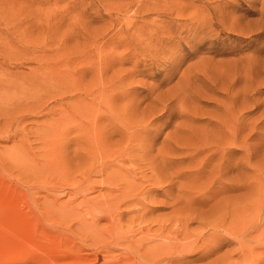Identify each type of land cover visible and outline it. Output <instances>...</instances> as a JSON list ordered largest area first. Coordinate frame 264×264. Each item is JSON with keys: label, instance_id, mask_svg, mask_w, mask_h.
Segmentation results:
<instances>
[{"label": "rangeland", "instance_id": "1", "mask_svg": "<svg viewBox=\"0 0 264 264\" xmlns=\"http://www.w3.org/2000/svg\"><path fill=\"white\" fill-rule=\"evenodd\" d=\"M1 12L13 19L0 25V264H264V0H0ZM95 129L108 149L133 146L114 171L137 186L153 187L145 159L189 172L197 204L181 208L198 213L180 251L156 237L178 228L180 204L148 192L155 211L137 218L127 202L113 221L103 175L83 182ZM244 171L249 224H206L240 213L225 198L247 191H228Z\"/></svg>", "mask_w": 264, "mask_h": 264}, {"label": "bare ground", "instance_id": "2", "mask_svg": "<svg viewBox=\"0 0 264 264\" xmlns=\"http://www.w3.org/2000/svg\"><path fill=\"white\" fill-rule=\"evenodd\" d=\"M12 19H13V16L10 15V14H7L5 12H1L0 13V25L1 24H4L6 25V27H8V25L12 24ZM14 34V33H13ZM16 34V33H15ZM14 36V35H13ZM6 38V37H5ZM1 42V41H0ZM39 47V46H38ZM52 49V47L50 48ZM54 49V48H53ZM26 51H28V49H26ZM54 55L52 54V57H49V59H53ZM36 60H38V63L40 64H44V68L48 69H53L54 65L53 63H48L49 66H47V64H45L43 61L42 58H36ZM52 66V67H51ZM51 81H53L52 78L50 77H47L45 80L42 79L39 83L41 84H51ZM126 110V109H125ZM122 113V112H121ZM124 115V114H123ZM89 116V115H87ZM122 116V115H121ZM146 118V117H145ZM128 119V118H127ZM133 119V118H132ZM134 120V119H133ZM124 121V120H123ZM131 121V120H130ZM132 122V121H131ZM126 123V121L124 122ZM145 123V122H144ZM128 125V123H126ZM133 124V123H132ZM131 126V125H130ZM132 127V126H131ZM187 128V127H186ZM235 130V129H234ZM233 130V132H234ZM188 132V131H187ZM128 133V131H127ZM133 133V132H132ZM193 133V132H192ZM196 133V132H195ZM197 134V133H196ZM200 134V133H199ZM94 135L96 137V143L92 146H89V148L87 149L86 151V159L84 158L83 160H86V163H87V167L85 168L84 171H82V174H84V178L82 179L83 182H84V179L92 176V175H95V173H101V175H103V177L105 178L104 179V182L108 185L107 186V189L110 191V193L112 194L113 192L116 193L115 195H109V196H106L105 200H104V205H105V208L107 210H110V212H114L113 215H112V220L114 221V219L116 220H119L121 218V215H122V212L120 213V208H121V205L122 204H126L127 202H138L141 207H142V213L141 214H138V217L137 218H144L146 214H149L151 213L152 211H155L156 210V207H150L149 205H146L145 202L142 201V198L141 196L145 193H148V192H152V191H155L157 192L156 195H165L167 198H170L172 199L174 202L173 204H180V206H175L174 208V211H172L175 215V217L172 219L173 221L175 222H178L179 225H178V228L175 229L177 231H172L171 230V227H168V224H159V228L158 230L160 231L159 234H157L156 237L158 238H162V239H169L171 240L172 242H167V245H164V249H166L165 247H169L168 249L172 250L173 248H176L178 249V251H180L179 249L183 248L188 242L186 241L187 239H189V237L186 235L184 236V238H182L180 235L182 234H185L186 232V229L185 228H182L181 226H184L187 224V222H189V220L193 219L194 216H192L193 213L197 214L198 211H196L195 209H193V206L191 208V211H186L184 208H181V204H183V207L184 206H188V205H191V204H197L196 203V198H193V192L192 191H185V189H191L189 188V185L188 184H182L181 181L183 179H186L188 178L189 176V172L188 171H181V170H178L177 168H175L173 165H171V160H167L165 156L161 155L160 158L156 157L152 160H149L147 163H146V159L144 160L145 162L143 163L145 166H140L139 169H140V173L142 174L141 175V178L142 181H145V182H148V186H153V187H146L144 186L143 184H138L135 185L134 184V180H131L130 178L131 177H128V175L125 176V174H123L122 171L119 170V172H117L115 174V167H119L120 169H122V166L120 165L119 163V160H124L125 162L126 161H133V156L136 154L134 149H133V146L132 147H127L125 146L123 143H121L120 145L119 144H116L112 149H108L105 144L107 143V140H103V134L100 132V131H97L95 129L94 131ZM115 136V135H114ZM124 138V137H123ZM130 139V138H129ZM221 139V138H220ZM119 140V139H118ZM132 140V139H131ZM207 140V139H206ZM121 141V140H120ZM119 141V142H120ZM123 141V140H122ZM118 142V141H116ZM197 142V141H196ZM125 143V142H124ZM227 143V142H226ZM243 143H244V146L245 144L247 145V142H246V139L243 140ZM126 144V143H125ZM202 145V144H201ZM187 146H189L187 144ZM230 146V145H229ZM207 147V146H206ZM209 147V146H208ZM81 149V148H80ZM201 150V149H200ZM198 150V151H200ZM163 151V150H162ZM230 153H232V151H229ZM163 153V152H162ZM190 153V152H189ZM129 154V157L128 155ZM145 155H147V152H143V157H145ZM151 158V157H150ZM170 158V157H169ZM202 160V159H201ZM199 160V161H201ZM153 163H156L155 165H152ZM86 166V165H85ZM157 166V167H155ZM81 167V165H80ZM79 167V168H80ZM115 168V169H114ZM149 169L150 170V174L149 175L147 172H144L146 171V169ZM233 168V167H232ZM84 169V168H83ZM82 169V170H83ZM127 170V173H129L131 175V173H133L132 175H137V171L135 172L134 170ZM232 170V169H230ZM121 173V175L119 174ZM202 173H203V170H202ZM191 174V172H190ZM81 175V174H80ZM97 175V174H96ZM112 175V176H111ZM134 175V176H135ZM78 176V175H77ZM114 176V177H113ZM138 176V175H137ZM93 177V176H92ZM113 177V179H112ZM66 178V177H65ZM91 178V177H90ZM135 178V177H134ZM68 179V178H67ZM72 179V178H70ZM74 179V178H73ZM79 179H80V176H79ZM138 179V178H137ZM79 181V182H78ZM89 181V180H88ZM94 181V180H92ZM86 182V181H85ZM90 182V181H89ZM63 183H64V179H63ZM69 182H67L68 184ZM81 184L82 181L81 180H75V183L74 184ZM92 183V182H90ZM57 184H59L57 182ZM64 184H59V188H63ZM93 184V183H92ZM105 184V186H106ZM73 185V184H72ZM88 185V184H87ZM91 185V184H90ZM101 185H104L101 184ZM94 186V185H93ZM96 186V185H95ZM57 187V185H56ZM92 187V186H91ZM104 187V186H103ZM236 187V186H235ZM235 187H232L231 190H228L229 192H233V191H238L240 189H245L247 190L246 192L244 193H241L239 196L238 195H229L225 198V201L227 202H230L231 205H234V208L236 206V211L237 212H240L238 215H227L226 213L224 214L223 212L220 213V214H217V217L216 218H212L210 216V218H207L204 219L206 220V224H208L209 226H213V227H223L226 223H233V222H236L235 224H237L239 221L241 222L242 224V228L243 227H246L248 224H249V217H250V207H251V204H250V198L252 199V193H250V184L248 183V175H247V171L243 172L242 173V182L241 184L239 185L240 188L236 189L235 190ZM95 188V187H94ZM91 189V188H90ZM93 189V188H92ZM73 190V189H72ZM249 190V191H248ZM56 191V190H55ZM174 191H177V193L175 194ZM252 191V190H251ZM256 191V190H254ZM108 192V191H107ZM249 192L251 195H249ZM211 193V192H210ZM214 193V192H213ZM234 193V192H233ZM222 194V193H220ZM82 195V194H81ZM250 196V198H249ZM105 197V195L103 196ZM158 198V196H157ZM103 200V198H102ZM220 201V200H219ZM223 201V200H221ZM157 203L158 200L154 198V200H150V203ZM160 203H165L164 201H159ZM218 202V201H217ZM252 202V201H251ZM159 203V204H160ZM96 205V204H95ZM223 205V204H221ZM255 206V205H254ZM104 206H102L103 208ZM233 207V206H232ZM213 208V207H212ZM211 208V209H212ZM223 208V207H222ZM225 208V207H224ZM105 209V210H106ZM210 209V210H211ZM217 209V208H216ZM122 210V209H121ZM139 210V209H138ZM189 210V209H188ZM212 211V210H211ZM210 211V212H211ZM209 213V212H208ZM218 213V212H216ZM206 214V213H205ZM211 214V213H210ZM222 214H224L225 216H223L224 218L221 219V216ZM234 214V213H233ZM105 215V214H104ZM194 215V214H193ZM203 215V213H202ZM209 215V214H208ZM221 215V216H220ZM205 216V215H204ZM204 216H201L202 219L204 218ZM107 217V216H106ZM135 217V216H134ZM134 217L131 218V222L134 221ZM197 217L200 218V215H198ZM146 219V218H145ZM144 219V220H145ZM160 219V218H159ZM201 219V220H202ZM239 220V221H238ZM172 221V222H173ZM239 222V223H240ZM111 223V221H110ZM119 223V222H118ZM174 224V223H173ZM221 224V225H220ZM239 224V225H241ZM238 225V224H237ZM173 226V225H172ZM233 226H234V223H233ZM236 226V225H235ZM234 226V227H235ZM112 227V226H111ZM153 227V226H152ZM114 228V227H113ZM180 228H182V232L180 230ZM237 228V227H236ZM152 228L149 227V228H146V231H150ZM174 229V228H172ZM138 230V229H137ZM142 231H144L145 229L142 228L141 229ZM155 230V229H154ZM235 230V228H234ZM244 230V228H243ZM242 230V232H243ZM131 230H129V234L126 235V238L129 237V235L131 237H133L135 234L134 232H130ZM140 231V230H139ZM168 231V233H172V237L169 236V235H166L165 232ZM172 231V232H171ZM98 232V231H97ZM127 232V231H126ZM144 232V233H145ZM157 233V232H156ZM178 233V234H177ZM187 233V232H186ZM233 234V233H232ZM149 235V234H148ZM154 235V234H153ZM121 236V235H120ZM180 236V238H179ZM145 237V236H144ZM121 238V237H120ZM172 238V239H171ZM147 239V238H146ZM139 240V239H138ZM137 240V242H138ZM152 240V239H151ZM159 240V239H157ZM153 241L154 238H153ZM144 242V241H143ZM165 242V241H163ZM155 244H162V240H161V243H160V240L159 242L157 241L154 242ZM134 244V243H133ZM166 244V243H165ZM151 245V244H150ZM148 245V247L150 246ZM158 245V246H159ZM140 246V245H139ZM157 246V247H158ZM147 247L146 249V252L149 254H154V253H157L155 252L154 250L157 248L154 247V248H151L150 249ZM172 249H171V248ZM160 249V246L158 247ZM157 248V249H158ZM163 248V247H162ZM161 248V249H162ZM156 249V251H158ZM211 249V248H210ZM212 250V249H211ZM177 251V252H178ZM185 251V250H184ZM160 251H158L159 253ZM162 253V252H161Z\"/></svg>", "mask_w": 264, "mask_h": 264}]
</instances>
